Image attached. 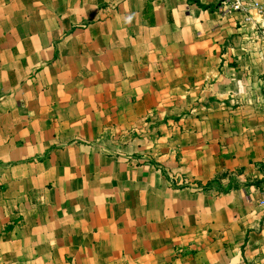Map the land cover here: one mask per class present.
Segmentation results:
<instances>
[{
    "label": "crops",
    "instance_id": "0c3cea01",
    "mask_svg": "<svg viewBox=\"0 0 264 264\" xmlns=\"http://www.w3.org/2000/svg\"><path fill=\"white\" fill-rule=\"evenodd\" d=\"M227 11L0 0V264H264V14Z\"/></svg>",
    "mask_w": 264,
    "mask_h": 264
},
{
    "label": "built area",
    "instance_id": "2783aa9c",
    "mask_svg": "<svg viewBox=\"0 0 264 264\" xmlns=\"http://www.w3.org/2000/svg\"><path fill=\"white\" fill-rule=\"evenodd\" d=\"M222 4L227 7L228 11L242 13L245 21L248 20L246 15L251 9L259 16L264 14V4L259 3L257 0H222ZM261 86L264 96V77L261 81ZM262 204H264V202H262Z\"/></svg>",
    "mask_w": 264,
    "mask_h": 264
}]
</instances>
